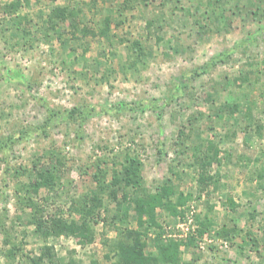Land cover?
I'll return each mask as SVG.
<instances>
[{
    "label": "rangeland",
    "instance_id": "obj_1",
    "mask_svg": "<svg viewBox=\"0 0 264 264\" xmlns=\"http://www.w3.org/2000/svg\"><path fill=\"white\" fill-rule=\"evenodd\" d=\"M134 246L264 264V0H0V264Z\"/></svg>",
    "mask_w": 264,
    "mask_h": 264
},
{
    "label": "trees",
    "instance_id": "obj_2",
    "mask_svg": "<svg viewBox=\"0 0 264 264\" xmlns=\"http://www.w3.org/2000/svg\"><path fill=\"white\" fill-rule=\"evenodd\" d=\"M218 61H219V60H218L217 58H212L207 64H205V65L202 67V71L204 72V71H206V69H208L209 67L215 66L216 63H217ZM75 112H76V109H73V110H71V111L69 112V115H73V114H75ZM47 120H48V121L50 120L49 117H48ZM209 163H210V162H209ZM162 191H163L164 193H165V191H166L167 194H169V193H173V192H172V189L169 188V187H165V188H163ZM164 199H165V197H163V196H159V195L153 197V200H154V201H157V200H158V201H163ZM170 205H171V204H170ZM170 205L168 206V209L173 210V209L171 208ZM176 215H177V214H176ZM66 228H67V227H66ZM66 228H62V229H66ZM68 230H71V228L68 229ZM61 232H62V231H61ZM66 232H68V231H66ZM170 241H172V240H170ZM171 247H173V249H175V248H177L178 246H177V244L173 241L172 243H170V244H168V245L162 247L161 249H162V250H167V251H169ZM122 254H123L124 256H126L127 259H129V261L133 262L134 264H155V263H156V259H155V258H152V257H144V255H143V253H142V249H141L140 246H134V247H132V250L130 249V250H128V251L122 252ZM162 259H163V262H165V263H172V261H171V260H167V258L164 259V257H162Z\"/></svg>",
    "mask_w": 264,
    "mask_h": 264
}]
</instances>
